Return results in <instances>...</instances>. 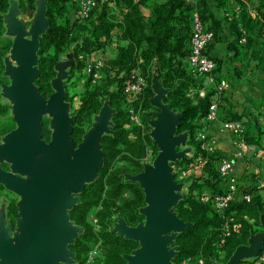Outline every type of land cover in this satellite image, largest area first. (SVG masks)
Listing matches in <instances>:
<instances>
[{
	"label": "trees",
	"instance_id": "obj_1",
	"mask_svg": "<svg viewBox=\"0 0 264 264\" xmlns=\"http://www.w3.org/2000/svg\"><path fill=\"white\" fill-rule=\"evenodd\" d=\"M23 16L31 18L35 12L36 0H16ZM98 6L90 17L81 20L75 16L71 0H47L45 18L48 27L39 38L37 52L38 77L33 84L37 93L44 98L52 94L51 80L56 72L54 65L59 57L72 48L75 60L69 70V78L75 73L81 74L84 64L78 56L103 51L110 41L112 32L117 31L118 41L126 44L117 47L115 58L105 61L103 73L105 82L102 85L92 84L90 75L82 84L78 93V107L73 111L72 138L76 143L81 141L84 132L97 115L104 103L114 110L110 135H103L99 144L102 151V167L98 177L85 185L80 193V200L69 213V219L83 228V233L70 248L76 255L79 264H83L90 249L100 242L102 253L101 264H127L123 256L136 250L138 243L117 236L111 232V226L117 217H122L129 226H136L143 220L138 210L144 206V193L136 182L125 181L124 175H135L143 171L142 161L148 148L155 150L149 137L146 125L148 113L153 109L150 99L153 96L151 79L153 72L164 88L168 89L163 103L176 113H181L175 133L186 132L189 144L194 148L190 159L183 158L176 165L183 170L191 167L199 169V175L189 177L191 183L184 199L174 206L178 219L189 223L174 239L177 255L175 264H182L189 259L199 258L205 264L219 261L220 254L224 259L231 257L238 246L246 245L249 237L259 229L260 217L264 214V199L255 195L256 189H244L238 184L237 194L240 198L231 201L223 215L217 214L208 203L200 201L202 196L209 198L224 194L222 185L226 179L218 173L220 157H208L196 141V133L202 128L201 120L205 118L212 103L214 90L210 89L203 96L199 95L198 79L186 70L189 54L190 13L194 5L202 7L200 16L203 22L210 21L209 28L214 32L213 44L218 34L221 21L208 13L205 0L196 4L185 0L157 1L149 7L145 16L142 8L144 0H96ZM219 7L221 0H214ZM9 0H0V88L7 80L2 76L4 71L3 57L11 46L3 37V15L7 13ZM264 0H259L255 15H251L244 4H240L239 20L223 11V20L227 22L235 39L227 44V50L238 56L242 48H253L251 58L256 62V69L264 74V51H255L256 46L264 47ZM246 38L245 47L238 45L241 36L239 25ZM206 50V55H207ZM138 70L147 81L142 94L131 99V106L141 112L142 125L128 128L127 99L123 87L131 71ZM80 78L73 82L77 85ZM115 89H109L113 87ZM1 101V100H0ZM230 121L239 122L232 118ZM14 129L13 121L8 117V106L0 102V137ZM42 137L49 139V133L42 128ZM247 134V132H245ZM245 142H250L245 138ZM202 160V166L196 162ZM251 195L249 201L242 197ZM18 209L13 200L7 205V218L13 219ZM91 217L96 218L98 230L94 231ZM229 225L228 236H223L222 225Z\"/></svg>",
	"mask_w": 264,
	"mask_h": 264
},
{
	"label": "water",
	"instance_id": "obj_2",
	"mask_svg": "<svg viewBox=\"0 0 264 264\" xmlns=\"http://www.w3.org/2000/svg\"><path fill=\"white\" fill-rule=\"evenodd\" d=\"M46 2L47 0L35 1L32 30L29 33L31 39L24 37V31L16 22L21 13L16 0H9V8L3 15L5 34L14 37L11 46L12 58L17 59L19 65L11 68L8 67L7 59L4 60L2 76L4 78L7 75L11 76L12 87L5 89L6 85L2 84L1 96L6 99L9 93L14 97L19 126L1 138L0 163L5 161L10 164L11 169L27 174L32 179L27 181L15 172L3 171L0 167V184L15 191L23 200L16 205L17 214L21 216L17 222L19 231L16 236L19 243L17 250L12 247L9 240L6 223L10 219L6 220L0 209L2 264H69L70 255L66 243L70 242L80 229L83 233V228L68 223L69 217L65 208L69 206L73 208L79 203L74 201L71 194L76 191L81 193L86 179H96L98 169L102 167L100 124L92 125L89 133L80 142L75 156L70 157L75 143L71 126L65 120V107L60 102L62 96L60 89L49 97L53 96L48 107L54 112L51 144L47 146L40 139L38 116L43 108L44 97L37 93L33 82L39 75L37 69L39 38L48 27L45 18ZM33 47L36 48L35 54L32 52ZM70 56L69 69L75 64L72 51ZM56 65L57 63L54 70ZM54 80L55 77L51 80V85ZM33 90L37 95L32 94ZM151 90L153 96L150 105L155 110L152 115L156 117L153 145L159 148V152L153 168H145L139 174V181L130 179L131 182L140 185L145 196L144 203L148 202L142 213L147 222L145 226L130 227L122 217H117L111 228V232L117 236L140 242L143 246L141 250L132 251L134 252L132 256H123L127 264H171L172 253L167 250V244L170 242L168 234L176 232V237L189 226V223L178 219L175 211L170 210L171 206L179 202V195L174 193L170 161L182 159L185 153L176 152L179 139L170 140L168 134L171 129L175 134L182 114L173 112L163 103L168 89L164 88L154 72ZM103 108L110 111L108 124L112 127L111 118L114 110L109 107L108 101H104L99 113ZM177 135L186 139L188 136L186 132ZM260 224L264 227V214L260 217ZM263 242L264 233L252 234L246 244L250 246L248 248H244L246 245L238 246L229 258L228 264H243L246 259L256 256L261 250L258 243Z\"/></svg>",
	"mask_w": 264,
	"mask_h": 264
},
{
	"label": "crops",
	"instance_id": "obj_3",
	"mask_svg": "<svg viewBox=\"0 0 264 264\" xmlns=\"http://www.w3.org/2000/svg\"><path fill=\"white\" fill-rule=\"evenodd\" d=\"M144 1L145 6L142 8V12L145 16H148L149 7L155 2L163 0ZM185 1L193 4L197 2V0ZM205 1L208 13L221 21L215 41L207 50V56L217 64V77L227 79L230 87L222 95H213L212 97V102L217 103L216 120L207 124L202 119L201 124L206 129L207 142L214 143L213 148L216 155L220 157V161H232L234 179L244 189H256L255 195H260L264 199V74L256 69V62L251 58L253 48H242L238 56H233L227 50V44L232 43L235 39L229 25L223 20L224 10L231 12L234 6H240L241 3L244 4L252 16L255 15L259 0H221L223 2V6L221 7L214 0ZM193 9L198 10L199 13L202 11V7L198 5H194ZM21 15L20 13L19 16ZM206 23L209 26L211 24L210 21H206ZM238 26L241 29L240 24ZM3 27L5 29L4 24ZM117 35V31L112 32L110 41L107 43L105 49L95 53L97 54L94 57L96 63L115 58L117 47L126 44L123 41H118ZM254 48L255 51H264V47L261 46ZM198 82L200 85V96H203L206 91L210 90V84L204 78L198 79ZM0 100L1 104H7L5 98L1 96V88ZM232 118L239 119V122L245 128V132H247L245 138L250 140L248 143L245 142L246 145L254 147L252 152L246 151L241 158H235L237 148L233 136L228 131H221V125ZM6 134L0 137V143L1 138ZM3 163H0V167ZM1 169L8 171L3 167ZM227 186V183L222 185L224 191L227 190ZM240 195L237 194L235 197L240 198ZM7 205L8 203L4 202V197H1L0 209L6 220L8 219Z\"/></svg>",
	"mask_w": 264,
	"mask_h": 264
},
{
	"label": "rangeland",
	"instance_id": "obj_4",
	"mask_svg": "<svg viewBox=\"0 0 264 264\" xmlns=\"http://www.w3.org/2000/svg\"><path fill=\"white\" fill-rule=\"evenodd\" d=\"M16 22L17 24L20 25V28H22V30L24 31V37L26 39H31V34L30 31L32 30L31 25H32V19L26 17V16H18L16 18ZM6 29H4L5 31ZM5 39L9 40L12 46L13 43V39L14 37L11 34L6 35L4 33L3 36ZM10 46L8 53L3 57V63L4 60L7 59L8 61V67L11 68H16L19 65V61L15 58H12L13 56V52H12V47ZM36 48H32V52L35 54ZM71 51L72 48L69 49L68 51H66L64 54H62L59 57V60L57 62V65L55 66V70H56V75H55V80L52 82L51 85V89H52V93L54 95V93L57 92L58 89H60L62 91V96H61V104L64 105L65 107V120L66 122H68L71 126V129L73 131V121H74V115H73V111L75 109H77L78 107V93L80 91H82V84L86 81V79L90 76V73L88 72V69L90 67H94L96 66L98 63H96L94 61V57L97 55L95 54L96 52L89 54V55H79L82 56L79 59V61H82L84 64V69L81 72V74L75 73L74 78L70 79L69 78V63H71ZM73 53V52H72ZM101 63V66L98 70H95L96 77L93 76L91 83L92 84H96V85H102L105 82V76L104 73L102 71L104 63L105 62H99ZM94 75V74H93ZM80 78V81L77 82V85L73 86V82L75 79ZM5 79L7 80L6 83H4L6 85L5 89H9L10 87H12V83H11V76L7 75V77H5ZM109 89H115L114 86L109 88ZM33 95H37V93L33 90L32 91ZM53 97V96H52ZM51 98H43V108L38 116V121H39V125H40V139L47 145L49 146L51 144V137L53 135L54 132V122H53V117H54V112L52 109H50L48 107ZM6 100V105L8 106V117L13 121L14 123V128L19 126L18 121L16 120V116L18 114L17 111V106H16V102L14 97L7 93V98ZM155 110H152L148 113L147 116H149L148 118H146V125L149 128V136L152 140V145H153V139H154V131L156 130V117L152 115V113H154ZM141 112L139 113V117H140V121L142 120V116L140 115ZM109 115H110V111L107 108H103L101 110V112L95 117H93L91 124L89 126V128L84 132V134L81 137V141L82 139L89 133L90 128L92 127V125L95 124H100L102 127V133L101 135H107L110 134V130H111V126L108 124V119H109ZM142 121H141V125H142ZM45 128V130L49 133V139H44L42 137V128ZM188 135V134H187ZM246 134H244L245 136ZM170 140H178L179 139V143H178V147L176 148V152L180 153L183 152L185 153L183 158L186 159H190L193 154H194V148L193 146H191L189 144V137L187 136V139L183 136H179L176 133H173V129H171L169 131L168 134ZM245 138V137H244ZM245 140V139H244ZM80 141V142H81ZM197 141V140H196ZM79 143H75V147L74 149L71 151L70 153V157H74ZM199 142V141H198ZM153 147H155V150L152 148H148L147 151V155L144 158V160L142 161V166H143V170H145V168H153L155 166V157L157 155V153L159 152V148H157L156 146L153 145ZM207 154V153H206ZM208 157L211 156H217L216 153L209 155L207 154ZM171 160L170 161V167L172 168V175H173V183H174V193L179 195V199L178 201H181L184 199L185 195L188 192V187L191 183V179L189 178L191 175L193 177L198 176L199 175V169L195 168V167H191L189 170H183L180 167H178L176 165L177 162H181V160ZM200 160H198L196 162L197 166H202V163H199ZM1 167L5 168V170H8L9 172L13 171L15 172L16 175H18L19 177L27 180V181H31V177L27 174L24 173H20V172H16L13 169L10 168V164L9 163H3L1 164ZM141 173L135 174V175H131V174H126L124 175V180L125 181H130V179H135L137 181L140 180V175ZM95 178H88L85 181V185H89ZM1 197H4V202L9 203L11 200H13L15 202L16 205H19L23 200L22 197L17 194L15 191H13L12 189L7 188L4 184H0V201H1ZM71 197L74 199V201H76V203L80 200V192L76 191L73 192L71 194ZM148 206V202L144 203V206L141 207L138 210L139 215L143 216V210ZM145 207V208H144ZM66 213L69 217V213L72 210V207H66L65 208ZM170 210L174 212V205L170 207ZM21 218V216L19 214H16L13 219L8 220L9 222L6 223V226L9 230V240L10 243L12 245V247L14 249L17 250V248L19 247V243L16 241V236L19 234V231L17 229V222L18 220ZM94 217H91V219H93ZM147 222L146 217L143 216V220L138 223L137 225H143L145 226ZM69 224H73V222L69 219L68 220ZM136 225V226H137ZM77 226V225H76ZM136 226H130V227H136ZM94 231L98 230V226H94ZM112 227V226H111ZM82 233V229H80V231L73 237V239L66 243V249L69 252V259H70V263L69 264H79V262L76 259V255L75 253L70 249L72 247V245L75 243V241L78 239V237L81 235ZM257 233H264V227L260 224L259 225V229L256 230V232H254V234ZM176 232H170L168 234V236L170 237V242L167 244V250L170 251L172 253V257H171V264H175L173 262V259L175 258L176 255V247L174 246V237H175ZM138 243V247L137 250H141L142 249V244L140 242ZM100 242H98L95 245H99ZM259 247H260V251L258 252V254L256 256H253L251 258L246 259L243 264H259L258 257L261 256V254L264 252V242L263 243H258ZM94 245V246H95ZM93 246V247H94ZM250 245H246L244 248H248ZM92 247V248H93ZM91 248V249H92ZM102 253V249L100 250V256ZM134 252H131L128 256H132ZM257 253V252H256ZM86 258V257H85ZM200 260L199 258H194V259H189L186 262H183L182 264H200ZM228 260L224 259V255L223 253L220 254L219 257V261H212L211 264H228ZM0 264L1 260H0ZM59 264H63V263H59ZM202 264H205L204 261L202 260Z\"/></svg>",
	"mask_w": 264,
	"mask_h": 264
},
{
	"label": "built area",
	"instance_id": "obj_5",
	"mask_svg": "<svg viewBox=\"0 0 264 264\" xmlns=\"http://www.w3.org/2000/svg\"><path fill=\"white\" fill-rule=\"evenodd\" d=\"M101 2L109 3V0H101ZM71 4L75 8V16L81 20H86L90 17L93 10L98 6L96 0H71ZM240 14V6L236 5L229 12L230 16L238 19ZM190 37H189V54L186 60V70L195 79H206L210 84V89L214 90V95L220 96L230 87L227 79L222 77H217L216 70L217 64L206 55L207 47L214 40V32L209 28L206 22H203L200 13L196 9H192L190 13ZM241 36L238 39V45L240 47H245L246 38L242 29H240ZM82 56H79V59ZM101 66L98 63L94 67H90L88 72L90 75L96 77L95 70H98ZM94 74V75H93ZM147 86V81L143 75L138 70L131 71L128 79L126 80L123 87V94L127 99L126 110L128 128L141 126V121L139 113L132 108L131 99L135 98L137 95L143 93ZM201 93H199L200 95ZM216 110L217 103L212 102L208 113L206 114L204 120L207 124H210L216 120ZM205 127H202L196 133V140L201 143V148L209 155L215 153L213 148V142H207V135L205 133ZM221 131H228L234 139L237 151L235 153V158H241L244 153L252 152L254 150L253 146H248L244 140L245 128L240 122L236 121H225L221 125ZM199 163H203L202 160ZM218 173L221 178L226 179L227 190L224 194L209 198L208 196H202L200 201L203 203H208L211 208L220 216L223 215L224 211L227 209L229 203L235 199V195L238 189V181L234 179V167L231 160H221L218 163ZM251 195H244L242 198L245 201L251 199ZM94 226H97L96 218L92 219ZM229 225L224 222L222 225L223 236H228ZM100 244L95 245L86 255V259L83 264H101L100 261ZM259 264H264V252L258 257ZM202 264V260L199 262Z\"/></svg>",
	"mask_w": 264,
	"mask_h": 264
}]
</instances>
